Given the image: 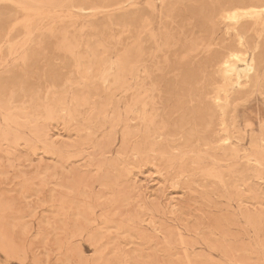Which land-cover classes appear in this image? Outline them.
<instances>
[{
  "label": "rangeland",
  "instance_id": "1",
  "mask_svg": "<svg viewBox=\"0 0 264 264\" xmlns=\"http://www.w3.org/2000/svg\"><path fill=\"white\" fill-rule=\"evenodd\" d=\"M66 1L0 0V264H263L250 243L264 189L255 198L250 181L228 189L205 169L154 161L136 112L141 71L170 78L166 60L189 63L203 47L191 59L198 67L216 46L192 20L170 22L168 0L83 13ZM225 25L218 49L232 40ZM262 106L239 108L231 152L264 158L250 140ZM235 169L251 173L225 166L226 179Z\"/></svg>",
  "mask_w": 264,
  "mask_h": 264
},
{
  "label": "bare ground",
  "instance_id": "2",
  "mask_svg": "<svg viewBox=\"0 0 264 264\" xmlns=\"http://www.w3.org/2000/svg\"><path fill=\"white\" fill-rule=\"evenodd\" d=\"M56 1L57 0H54L53 2ZM131 1L132 0H125L115 4H100L73 0L72 8L78 9L80 13L84 11L87 12V10L88 12H95V10L101 8L122 9V7L125 8L126 3ZM204 1L205 0L165 1L166 6L163 15L165 16L169 14V12H172L171 17L169 16L170 22L179 19L192 20L193 26L200 30V39L208 43L205 45L216 46V48L213 53L210 55L208 54L209 56L205 58L202 63H199L200 66L198 67L196 65H191V59L193 60L194 57L202 51L201 49L203 47L198 50V53H191L192 55L189 63L185 64L184 62H180L181 60L175 63L171 62V60H169L170 62L166 60L165 67L176 71L170 78L167 77L166 74L158 76L155 72L150 70H147L143 76V72L140 70L142 74V80L140 82L141 95L140 98L137 99L139 101L136 105V112L141 120L139 125L148 126L147 130H149V133L147 130L142 133H145L144 141L148 142L147 149L153 154L152 159L154 161L167 165L169 168L205 169L208 177H214L218 185L228 189L230 187L239 188L244 182L250 181L251 190L256 193L255 198H257L258 190L264 189V161L262 160L264 158L262 157V159L259 160L253 159L251 154L240 155L235 149L231 152V146L233 145L234 138H236L233 130L238 127L239 108L249 104L254 99H258L264 108V0H214V4L210 9L205 8ZM48 2L52 1L48 0ZM53 2L51 4H53ZM49 6L51 5L49 4ZM181 6H184L183 15L179 10ZM164 18L166 19V17ZM140 21H138L139 24L141 23ZM165 23L166 22L163 24ZM221 24H226L225 35L230 36L232 40L218 49L214 37L215 29ZM146 27L147 23L142 22L140 30L143 32ZM221 42L222 41H220V43ZM204 49L207 50L205 47ZM24 58H22V60H24ZM83 58L84 57H82V59ZM184 58L185 56L183 60ZM98 61L100 62V60ZM17 64L18 63H16V65ZM97 64L98 62L96 66ZM34 68L35 67H33V69ZM207 69H210V71L216 73V75H211L210 72L206 71ZM44 74L46 75L45 72ZM47 74H49V72ZM16 75H19V73ZM149 75L150 80L148 79V82L147 76ZM85 77L84 75V78ZM81 79L83 80V78ZM9 80L10 77L8 82ZM27 80L24 82L26 83ZM47 81H49V79H47ZM22 83L23 82H21V84ZM87 84L89 83H86V85ZM63 110L65 109H62V111ZM260 114V118L264 116L261 112ZM76 115L78 114L76 113ZM244 126L246 128H252L250 124ZM255 131L256 132L251 134V143L257 147V150L259 148L262 155H264V119H260L259 131ZM245 135L246 134H243V136ZM57 149L59 148L57 147ZM242 159H244V161ZM225 166H227V169L249 168L247 170H251V173L242 176H234L239 170L235 169L231 171L230 175L232 177L226 179L227 174L222 170ZM171 178H173V176ZM180 178V176L176 178V184L181 181ZM241 190L243 191L242 188ZM251 226L253 231L250 243L252 258L256 261L262 260L264 264V234L261 235V228L264 227V218H259L258 214H254L251 219Z\"/></svg>",
  "mask_w": 264,
  "mask_h": 264
}]
</instances>
